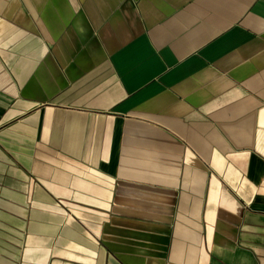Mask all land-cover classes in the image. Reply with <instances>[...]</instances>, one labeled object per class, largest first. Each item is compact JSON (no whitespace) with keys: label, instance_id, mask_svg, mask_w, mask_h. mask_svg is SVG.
Segmentation results:
<instances>
[{"label":"crops","instance_id":"obj_1","mask_svg":"<svg viewBox=\"0 0 264 264\" xmlns=\"http://www.w3.org/2000/svg\"><path fill=\"white\" fill-rule=\"evenodd\" d=\"M0 264H264V0H0Z\"/></svg>","mask_w":264,"mask_h":264}]
</instances>
